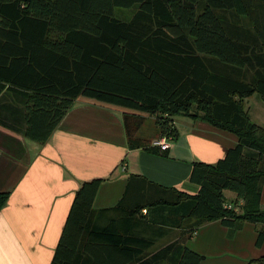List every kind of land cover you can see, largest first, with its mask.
<instances>
[{"label":"trees","instance_id":"16d2710c","mask_svg":"<svg viewBox=\"0 0 264 264\" xmlns=\"http://www.w3.org/2000/svg\"><path fill=\"white\" fill-rule=\"evenodd\" d=\"M4 88L19 95L23 134L38 141L74 99L119 110L130 147L160 150L133 135L147 115L160 136L174 138L172 116L184 114L236 137L214 162H191L194 193L130 173L117 201L94 209L101 178L83 180L48 264H200L186 239L214 219L261 223L262 239L264 127L243 98L256 92L264 103V0H0ZM173 227L177 236L158 244Z\"/></svg>","mask_w":264,"mask_h":264},{"label":"crops","instance_id":"0c3cea01","mask_svg":"<svg viewBox=\"0 0 264 264\" xmlns=\"http://www.w3.org/2000/svg\"><path fill=\"white\" fill-rule=\"evenodd\" d=\"M243 105L249 119L264 127L259 95L245 96ZM146 118L154 120L147 115L142 122ZM172 124L175 137L167 139L168 146L161 152L130 147L119 110L74 99L47 138L38 141L23 134L19 95L2 89L0 190L8 194L0 206V264L49 263L74 192L83 180L101 178L92 199L94 209L114 204L130 173L196 192L197 184L189 179L191 162H214L236 143V137L184 114L173 115ZM141 126L133 135L144 143L160 136L153 123L146 138H141ZM223 192L228 199L234 195L227 189ZM260 200L264 206V186ZM260 227L261 223L242 221L230 229L219 219L209 220L189 235L186 245L201 254L200 264H249L251 258L264 256V235L256 241ZM177 234V228H169L156 242L162 244Z\"/></svg>","mask_w":264,"mask_h":264},{"label":"rangeland","instance_id":"374dc122","mask_svg":"<svg viewBox=\"0 0 264 264\" xmlns=\"http://www.w3.org/2000/svg\"><path fill=\"white\" fill-rule=\"evenodd\" d=\"M122 10V11H120ZM115 11L118 13H123V18H127V16L129 15V9H120L118 7L115 8ZM229 16V15H228ZM154 120L151 118H146L143 122H142V126H141V132H140V137L141 138H146L145 136L147 135V133L149 132V130L152 129L151 126H153ZM157 130V127H156ZM138 135V134H137ZM226 197V196H225ZM227 198V197H226Z\"/></svg>","mask_w":264,"mask_h":264},{"label":"built area","instance_id":"2783aa9c","mask_svg":"<svg viewBox=\"0 0 264 264\" xmlns=\"http://www.w3.org/2000/svg\"><path fill=\"white\" fill-rule=\"evenodd\" d=\"M168 138H169V136H165V135L160 136L158 138L152 139L151 144L152 145H157L160 149H164V148H166L168 146V141H167ZM238 203H241L240 199L238 200ZM224 206L229 208L232 205H231V203L228 202ZM234 208H237L236 205H235Z\"/></svg>","mask_w":264,"mask_h":264}]
</instances>
